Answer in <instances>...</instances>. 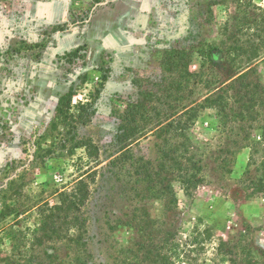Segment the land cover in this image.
<instances>
[{
  "label": "rangeland",
  "instance_id": "obj_1",
  "mask_svg": "<svg viewBox=\"0 0 264 264\" xmlns=\"http://www.w3.org/2000/svg\"><path fill=\"white\" fill-rule=\"evenodd\" d=\"M242 4L239 12L236 0H0V213L3 205L21 214L36 200L52 204L50 178L55 188H70L90 172L83 215L96 264H161L148 254L154 247L183 251L206 228L212 238L195 264L250 257L264 264V191L255 189L264 187V106L244 108L236 95L246 84L264 86V51L248 61L231 48L235 37L252 41L254 22L264 29V0ZM208 51L214 61L205 59ZM230 85L226 113L196 106ZM68 91L75 121L47 137L57 98ZM132 105L146 119L136 115L141 132L118 143V118ZM193 106L184 135L162 137L184 144L202 183L185 194L174 171L163 172L160 189L170 183L175 195L157 199L145 173L156 172L163 138L146 132ZM71 137L91 140L96 156L70 153L73 142L62 147ZM13 218L0 221V264H48L51 243L12 251L7 227L19 240L36 221ZM221 240L232 254L217 252ZM55 247L60 258L69 252L63 242Z\"/></svg>",
  "mask_w": 264,
  "mask_h": 264
},
{
  "label": "trees",
  "instance_id": "obj_2",
  "mask_svg": "<svg viewBox=\"0 0 264 264\" xmlns=\"http://www.w3.org/2000/svg\"><path fill=\"white\" fill-rule=\"evenodd\" d=\"M237 9L239 12L245 11L247 7L242 4V0H236ZM248 7L251 5L247 4ZM240 20L244 21L247 15H244ZM253 27L255 31H253V37H258L259 32L262 31L264 34V29L259 30V23L254 22ZM252 37V41L246 40L242 42L235 37V41L233 43V51L236 53L237 57H246L248 61L257 60L260 57V51H264V36H261L257 43L256 40ZM211 51H208L205 55V59L209 61H214L211 57ZM245 77V74L239 76L238 79H242ZM246 92L245 94H241V91L237 92L238 102L244 108H254V104L264 106V86L260 84H246ZM228 89H232V85L227 88L220 89L219 93L214 96H208L203 99L199 107L209 108L217 111L219 115L226 113L227 109L230 108L228 101L226 100ZM99 93V91H97ZM72 99L73 94L68 91L66 94H61L57 98V103L55 106V114L54 118L50 122V127L45 136H49L54 134L59 127H64L66 125H70L71 122L75 121V116L72 112ZM249 105V106H247ZM83 109V108H81ZM195 106L185 108L178 114L175 118L168 119L163 123H157V125L146 132V134L151 133L157 134L158 138H163L162 143L163 146L157 145L158 153H159V163L156 168V172L154 174H150L146 172V180L151 183V187L149 191L155 195L157 199H162L166 197L168 194L174 196V192L172 190V186L170 183L165 185L164 189H160L162 184V180H160L163 172H167L169 170H173L175 173V182L178 183L180 189L188 194L192 189H196L201 183L202 179L198 176L200 172V167L192 160V156L189 150L184 148V144L172 145L170 144V139L166 137H162V135H167L169 133L174 134L176 137H181L184 135V132L187 130V127L193 123V119H195L196 115L194 110ZM144 108L139 106H130L127 112L123 114V116L119 117L120 124L117 128L115 134V140L118 143H123L128 140L134 139V137L139 134L141 131L139 130L137 124V118L141 117L142 120L146 119V114L144 115ZM65 134H70V130L64 132ZM62 131H58L57 134L59 136H64ZM66 141L73 142L70 153H73L76 149H84L85 154L88 158H93L96 156L97 150L95 149L91 140H75L73 137L69 139H64L61 142L62 147H64ZM52 145H57L53 144ZM37 149H40V146H37ZM44 155L49 156L51 150L47 149L43 151ZM191 156V157H190ZM50 163L53 161V158H49ZM189 163L191 166H186V163ZM52 168H54V163H52ZM44 168L47 167L44 165ZM85 176H81L78 180H76L70 188L62 187L57 189L54 187V182L52 178L48 181V184H44L46 187H50L52 190L49 192V196L55 198L54 203H50L46 200H36L33 202V206L27 211L19 214L18 211L13 207V209L7 207L1 209L0 213V221L6 219L8 215L14 214L13 221H18V218L22 215L27 217H34L36 221L32 227H28V232L21 233L23 237H16L14 233L13 227L8 226L7 232H9L8 238L13 243L12 251L17 252V254H22L23 248L28 249L29 252L33 253L34 248H42L45 243H51L53 250L51 253L49 252V248H45L44 256L48 261V264H96L93 261V257L89 250V244L87 240V220L83 215V208L86 206L89 197V183L87 181L88 178H91L93 181L92 173L86 172ZM256 193H263L264 187L261 184L255 183ZM248 193V192H247ZM250 196L252 194H249ZM247 195V197L249 196ZM172 205L174 207L177 206V200L175 198L171 199ZM11 209V210H10ZM8 210V211H6ZM21 220V219H20ZM31 237L32 240L28 246H25L27 243L26 240L28 237ZM212 238V233L209 228L204 229L203 231H195L194 236L190 238L189 244L187 248L182 249L183 251L175 249H171L166 251V248L163 244H160L157 247H154L153 251H150L148 254L153 255V259L156 263L161 264H177V262H186V264H195L196 255L199 254L203 248L202 245L205 242H210ZM21 240V241H20ZM22 240H25L24 242ZM63 242L67 250L68 254L64 258H60L56 253V244ZM227 244L221 240L217 246V252L221 255H230L232 251H225ZM231 249V248H229ZM165 250V252H164ZM18 254V255H19ZM27 254V253H26ZM247 257H250L249 254ZM246 257V258H247ZM26 258H28L26 256ZM247 264H254L253 258H248ZM215 259H213L214 261ZM30 259H28L29 264ZM220 263L225 261L224 258H220ZM256 261V260H254ZM127 264H131L128 262ZM223 264V263H222ZM257 264V263H256Z\"/></svg>",
  "mask_w": 264,
  "mask_h": 264
}]
</instances>
